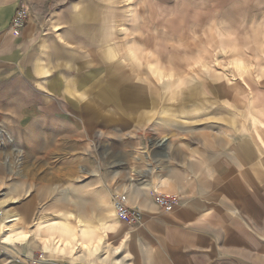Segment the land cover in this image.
Listing matches in <instances>:
<instances>
[{"label":"rangeland","instance_id":"rangeland-1","mask_svg":"<svg viewBox=\"0 0 264 264\" xmlns=\"http://www.w3.org/2000/svg\"><path fill=\"white\" fill-rule=\"evenodd\" d=\"M19 4L40 31L34 56L41 64L24 73L32 84L26 90L8 97L0 88V264H116L118 258L126 264L124 251L130 258L131 247L143 242L127 235L134 226L115 215L114 193L130 191L135 207L139 196L132 190L143 189L128 183L136 171L145 173L156 161L161 171L192 163L211 170L213 158L220 160L222 184L228 168L241 177L236 227L213 213L222 220L214 245L190 251L264 264V0H0V21ZM101 35L108 50L88 59V45H98ZM240 63L245 71L236 69ZM83 79L85 85H74ZM88 79L96 83L90 104ZM69 81L74 87L61 89ZM147 92L150 100L135 99ZM19 94H27L26 104ZM49 103L54 113L43 117ZM20 107L28 120L22 131L9 111ZM249 149L261 175L243 174L239 155ZM152 191L154 200L156 191L176 196L175 208L182 203L179 194ZM16 217L19 222H7ZM77 219L90 236L79 232ZM53 222L69 232L34 234ZM8 233L32 237L18 244L24 240L6 241ZM52 237L72 246L46 252L42 239ZM100 240L94 255L83 249Z\"/></svg>","mask_w":264,"mask_h":264},{"label":"crops","instance_id":"crops-1","mask_svg":"<svg viewBox=\"0 0 264 264\" xmlns=\"http://www.w3.org/2000/svg\"><path fill=\"white\" fill-rule=\"evenodd\" d=\"M13 6L14 5L11 7L12 13L11 10H6V14L3 12L0 21V69L2 72L0 88L4 89L3 95L7 94V96L10 94L11 90H14V93L18 92L15 91L17 89H20L22 92V90L29 88L32 84L28 81L29 79L24 73L34 72V69L39 68V64H41L40 59H36L34 56L35 48L39 45L37 42L42 41L39 38L40 31L37 27L30 24V19L25 28L21 30H11V20L17 8ZM100 37V43L94 45L96 49L93 50L94 46L88 45V51H90L88 59L89 57L96 58L98 54L99 56L104 54V49L108 50L107 44L102 43L106 40L105 37L103 35ZM30 52L31 54L29 55ZM44 70L46 69L44 68ZM13 73L16 74L12 76ZM46 74V77H53V74L50 72ZM12 77L13 79H11ZM71 83L74 84V82ZM71 83L69 81L65 85L64 82V85H61V89L66 88L65 90H69L70 87H74L71 86ZM95 84V81H90V79H88V104L92 103L89 88ZM74 85H76V87H82L85 85V80L83 79L81 83ZM50 86L52 88H56L57 86L54 77ZM137 94L136 96L138 97L135 98L136 100H150L148 92L146 94L148 97H145V95L142 97L141 93ZM20 97H22V94H19V98ZM22 98L24 100H22ZM22 98L20 101L24 105L29 97L25 94ZM230 99L237 100L233 95H231ZM100 100L108 102L107 97L104 95L101 96ZM245 100L250 99L245 98ZM261 100H264V98L261 97ZM66 101L69 106L71 102L68 100ZM23 109V107H20L18 110L17 108L9 110L14 116L19 118L18 130L20 131L26 130L28 122V120L22 119L27 112ZM46 110L47 111H42L43 114L41 115L43 117L47 114L54 113L50 111L55 110L54 104L49 103ZM39 114L40 113H37L36 115ZM164 140H166V138H164L162 142H164ZM159 145L161 144L159 143ZM252 154L251 149H249L247 152L244 153L243 151V153L239 155L241 162L239 165L241 168H245L243 174L246 177H252L253 170L255 169L253 167L254 156H252ZM208 163L212 165V171L210 169L206 170L203 165L198 167L196 163H192L188 168H182V166L177 165L161 171L160 163L156 161L155 168L149 166V170L145 173L136 171V178L129 179L128 186H136L143 189L137 192H133L132 190V197L135 198V196H139V199H135L132 205L142 211L143 222L139 226L132 227L130 233L127 232V235L131 234L132 237L141 240L143 244L131 247L132 254L130 258L125 254L127 249L124 251L123 258L126 264H242L240 260L238 261L237 256H197L195 251H190L196 249L205 251L209 250L210 247L214 245L216 230L222 220H215L213 218V213H224L225 219H223V221L228 222L229 227L232 225L231 228L236 227V222L233 220L232 216L236 215V213L233 215L236 209V199L234 197L238 194L237 181L238 179L241 180V177L235 176V172L230 173V169L228 168V170H226L227 177H225L226 179L222 184L220 177L221 172H217L221 169L220 160H214L213 158L211 162ZM215 170L217 177L214 176ZM206 171L210 172L206 173ZM255 171L258 175L262 174L259 168H256ZM137 180L141 182L134 183V181ZM245 180L251 181L252 178ZM228 187H231L233 190L230 192ZM154 189L179 194L182 199L181 205L171 212L162 214L159 209L160 206L152 197V190ZM127 193L129 197L130 191ZM244 194H246V198L248 196L245 200L247 205L246 211L251 214L253 211L251 189L247 191L245 186ZM18 219L20 221V218L16 217L13 220H7V222H19ZM55 224L54 222L48 223L46 226H41V228L36 225L37 227L34 230V234L36 230L42 229L51 231L58 230L65 233L61 231L64 227L66 232H69L66 226L62 225L60 227ZM77 224L79 232H82V235H91L90 232L87 233L85 223L81 219H77ZM102 225L106 226V229L114 228L112 225H108V223H103ZM74 236L75 235H73V237ZM16 240L18 239L13 241L15 242ZM27 240H29V238ZM27 240L18 242V244ZM42 241L44 249L49 253H53L54 251L64 252L72 246L71 242L68 240L65 241L62 239L60 241L53 237L50 239H42ZM101 243L102 240H100L98 244H91L92 247L84 244L83 249H88L89 254L94 255L98 251V247ZM118 252L116 254H118ZM78 257L81 258L82 255ZM106 258L107 256L104 259ZM121 260L122 258H118L116 264H121ZM244 264H252V262H249V259L246 258Z\"/></svg>","mask_w":264,"mask_h":264},{"label":"built area","instance_id":"built-area-1","mask_svg":"<svg viewBox=\"0 0 264 264\" xmlns=\"http://www.w3.org/2000/svg\"><path fill=\"white\" fill-rule=\"evenodd\" d=\"M28 7L24 4H19L16 8L14 16L11 20V30H21L28 25L29 22ZM156 194L155 201L160 205L165 212H171L178 205V198L171 194ZM112 205L115 210V215L119 220L129 226H136L142 223L143 213L129 203L125 193H114L112 197ZM34 264H38L37 262Z\"/></svg>","mask_w":264,"mask_h":264},{"label":"bare ground","instance_id":"bare-ground-1","mask_svg":"<svg viewBox=\"0 0 264 264\" xmlns=\"http://www.w3.org/2000/svg\"><path fill=\"white\" fill-rule=\"evenodd\" d=\"M235 67H236V69L237 70H242V71H245L246 70V66H243L241 63L240 64H236L235 65ZM16 220V219H15ZM39 223V222H38ZM9 234V233H8ZM7 234V235H8ZM24 237H26V238H24ZM31 237V235L30 234H22V235H13V234H9L8 236H6V238H7V240L8 241H13V240H15V239H22V240H27L28 238H30ZM9 238H11V239H9Z\"/></svg>","mask_w":264,"mask_h":264},{"label":"snow or ice","instance_id":"snow-or-ice-1","mask_svg":"<svg viewBox=\"0 0 264 264\" xmlns=\"http://www.w3.org/2000/svg\"><path fill=\"white\" fill-rule=\"evenodd\" d=\"M24 238H26V237H24ZM9 239H11V238H9Z\"/></svg>","mask_w":264,"mask_h":264}]
</instances>
